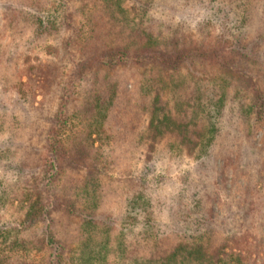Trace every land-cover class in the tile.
Returning <instances> with one entry per match:
<instances>
[{"label": "trees", "instance_id": "obj_1", "mask_svg": "<svg viewBox=\"0 0 264 264\" xmlns=\"http://www.w3.org/2000/svg\"><path fill=\"white\" fill-rule=\"evenodd\" d=\"M156 1L0 0V264H249L253 199L222 222L214 195L229 168L241 178L262 159L256 0H181L216 33L152 18ZM135 67L131 86L118 71ZM50 79L57 105L34 142L10 108L32 109ZM126 138L138 174L119 194L105 161ZM172 171L182 181L162 195ZM117 197L119 216L105 211Z\"/></svg>", "mask_w": 264, "mask_h": 264}, {"label": "rangeland", "instance_id": "obj_2", "mask_svg": "<svg viewBox=\"0 0 264 264\" xmlns=\"http://www.w3.org/2000/svg\"><path fill=\"white\" fill-rule=\"evenodd\" d=\"M255 2L259 12L255 19L254 27L251 29V33H254V29L258 28L264 30V0H256ZM182 4L183 2L181 0H157L150 6L149 15L154 19L159 18L185 23L189 29L193 27L195 21L199 19H207L212 26L209 27L210 32L216 33L215 26L213 25L218 22L215 17L211 16L212 14L210 12L208 14L206 11L203 12L198 10V8L183 7ZM2 24L3 22L0 20V27ZM57 61L58 57L55 55L51 57L46 65L50 69L57 66ZM141 72L142 70L137 67L131 69H121L118 71L121 79L123 81H129V85L131 86H134V80L138 79V74ZM22 81L25 84L31 85L27 81L26 77H23ZM51 81L52 79H50L47 84H43V87L38 90L39 96L37 97V102L32 109L19 107L17 104L10 108L14 119L18 120H12L10 128H17V126L23 125L24 123H22L21 120H25L26 126L29 127V133L31 132L33 134L32 136L34 142H38L40 139L39 134L42 132L44 127V118L50 116L57 105L55 85H53ZM16 87L18 89V86ZM22 91L23 93H29L27 88H23ZM8 104H10V102H8ZM11 112L9 113L11 114ZM131 139L132 138H128V141L126 138V140H121L112 144L108 149L109 155H107V160L105 161L106 176L104 180L107 185L116 188L119 194H121L120 189L124 186L123 181H125V179H129L130 176L138 174L136 167V148L134 147V143L132 144ZM256 141L258 149L261 150L260 155L262 159L260 160L257 158V163L255 164L253 170L248 171L247 175L241 178L238 173L234 172L233 168H229L226 178L221 181V188L218 189L217 194L216 196L214 195V197L219 198L216 210L219 212L222 222H225V218L228 216V213H231L232 211L236 215L238 209L241 210L242 207L240 206H243L242 203H245L248 199H253L252 201L254 204L252 209V220H254V224L250 231H253L255 234L254 237H250L249 239L252 257L248 263L264 264V220L255 225V223H258V218L260 216L264 200V131H261L258 134ZM166 176L165 182L161 186L162 195L172 193L175 187H177V182L179 180L182 181V179H179L181 176L177 177L178 174H176V172H173L172 174L170 173ZM182 177H184V181H190L186 178V174L182 175ZM119 181H122V183H119ZM187 181L185 182L187 183ZM206 181L208 180L206 179ZM209 190L210 192H213V190L208 187V191ZM118 199H120L119 203ZM105 211L111 213L112 215H121L123 212L122 199L117 197V200H113L111 205ZM253 232H251V234ZM116 253H112L107 256L104 260L105 262H96L95 264H125L126 255L120 257L119 253ZM69 258H72L70 264H75L77 262L75 260L77 257L74 254H72Z\"/></svg>", "mask_w": 264, "mask_h": 264}]
</instances>
